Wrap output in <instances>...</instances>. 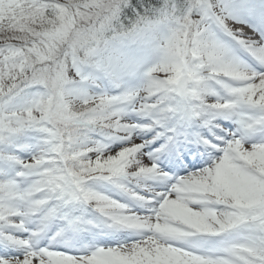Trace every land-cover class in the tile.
<instances>
[{"label": "snow or ice", "instance_id": "6c2138e0", "mask_svg": "<svg viewBox=\"0 0 264 264\" xmlns=\"http://www.w3.org/2000/svg\"><path fill=\"white\" fill-rule=\"evenodd\" d=\"M0 264H264V0H0Z\"/></svg>", "mask_w": 264, "mask_h": 264}]
</instances>
